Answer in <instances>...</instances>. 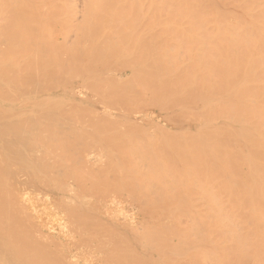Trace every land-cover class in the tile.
Wrapping results in <instances>:
<instances>
[{"label": "bare ground", "instance_id": "obj_1", "mask_svg": "<svg viewBox=\"0 0 264 264\" xmlns=\"http://www.w3.org/2000/svg\"><path fill=\"white\" fill-rule=\"evenodd\" d=\"M0 264H264V0H0Z\"/></svg>", "mask_w": 264, "mask_h": 264}, {"label": "rangeland", "instance_id": "obj_2", "mask_svg": "<svg viewBox=\"0 0 264 264\" xmlns=\"http://www.w3.org/2000/svg\"><path fill=\"white\" fill-rule=\"evenodd\" d=\"M78 4H79V3H78ZM149 113H150L149 115H152V111H149ZM58 117H59V116H58ZM51 118H53V116H52ZM51 118H50V117H49V118H47V117L45 118V117H44V118H43L44 120H42V117H39V118L36 119V120H38V121L40 120V121H39L40 123H38L36 120H33V122L36 121V123H38V125L40 124V127H42L41 122L45 123L46 120H47V122L50 124L51 121H48V120H51ZM55 118H56V117H55ZM60 118H61V117H60ZM62 118H63V117H62ZM62 118H61V119H62ZM79 118H80V117H79ZM86 118H87V117H86ZM88 118H90V117H88ZM135 118H136V116H135ZM139 118H140V117H139V115H138V120H135V119H134L133 122H134V123H139L140 125H144V122L142 121V119L140 118L141 120H139ZM64 119H65V118H64ZM66 119H67V118H66ZM69 119L72 120L71 118H69ZM73 119H74V118H73ZM75 119L78 120V118H75ZM75 119L72 120V121H73L72 123H74V122L76 121ZM90 119H91V118H90ZM90 119L87 120V119H85V117H84V118L81 117V122H80V121H77V123H74V124H73V125H74V128H73L71 125H69V126L71 127V128H70V127H68L67 124H66V126H65L64 128H62V129H66V127H67V128H69L71 131L73 130L72 135H73V134L75 135V132H76L77 130L75 131L74 129H75V128L77 129V126L79 127V129H81L82 126H83V123H86V120H87V122H88V121L90 122ZM92 119H93V118H92ZM56 120H57V119H56ZM56 120H54V122H55V123H54L55 126L57 127V125L60 123L61 125H59V126H60V127H61V126L63 127V125H62V123L64 124L63 119H62V121H63L62 123L60 122V119L58 120L59 122L56 121ZM79 120H80V119H79ZM83 120H84V121H83ZM94 120H96V121H94ZM44 121H45V122H44ZM66 121H67V120H66ZM93 121H94V123H95V122L98 121V119L95 118V119H93ZM93 121L91 120V124H92ZM115 121H116V120H115ZM115 121H114V122H115ZM121 121H122V120H121ZM121 121L118 122V120H117L116 123H114L113 121H110L109 123H110V124H111V123H113V124H119ZM125 121H127V120H125ZM151 121L154 122V125H155V123H156L157 125H161V124L166 125V124L169 122V121H167V120L156 119V118H155L154 120H151ZM30 122H31V121L29 120V123H30ZM47 122L45 123V124H47V125H46L47 127L43 124L44 126H43L42 128H44V130H40V132L42 131L43 133H45V132H44L45 130L48 131L47 129H49V125H48ZM56 122H57L58 124H56ZM67 122H68V121H67ZM78 122H80V125L78 124ZM89 122H88V125L90 124ZM102 122H103V121L101 120V123H102ZM106 122L108 123V121H106ZM123 122H124V121H122L120 124H123ZM29 123H27V126H28V127L30 128V130H32V132H33V130L35 129L34 127H36L37 124H36L34 127L31 126V127H32V129H31V127L29 126V125H30ZM31 123H32V122H31ZM65 123H66V122H65ZM94 123H93L92 126L95 125ZM104 123H105V122H103V124H104ZM109 123H108V125H110ZM124 123H126V122H124ZM32 124H33V123H32ZM68 124H71V122H68ZM75 124H78V125L75 126ZM105 124H106V123H105ZM64 125H65V124H64ZM86 125H87V124H86ZM99 125H100V121H98L97 126H96V125H95V126L98 127ZM106 125H107V124H106ZM53 126H54V125H53ZM53 126H50V127L52 128ZM55 126H54V128H55ZM80 126H81V127H80ZM90 126H91V125H90ZM92 126H91V128H92ZM28 127H27V128H28ZM37 127H39V126H37ZM37 127H36V128H37ZM40 127H39L38 129H40ZM45 127H46V128H45ZM88 127H89V126H86V127H85V130H84V128H82V129H83L84 131L87 132V131H89V128H90V127H89V128H88ZM96 127H93V128L95 129ZM100 127H101V125H100L99 128H98L99 130H101ZM109 127H110V126H107V130H106V131H109V130H108V129H110ZM51 128H50V129H51ZM86 128H87V129H86ZM91 128H90V129H91ZM93 128H92V129H93ZM102 128H103V129H106V127H105V128L102 127ZM50 129H49V130H50ZM59 129H60V128H59ZM62 129H61V130H62ZM92 129H91V130H92ZM112 129L114 130V128H111V130H112ZM115 129H116V127H115ZM117 129L120 130L119 128H117ZM61 130H59V131H61ZM91 130L89 131V133L92 132V134L90 133L91 135H93L94 133L96 134V131L94 132V130H93V131H91ZM111 130H110V131H111ZM118 130H117V132H119ZM123 130H125V129H122L120 132H122ZM34 131H35V130H34ZM50 131H51V130H50ZM50 131L48 132L49 134L51 133ZM52 131H53V130H52ZM54 131L56 132V131H58V130L54 129ZM54 131H53V132H54ZM62 131H64V130H62ZM66 131H67V130H66ZM66 131H65V132H66ZM68 131H69V130H68ZM71 131H70V132H71ZM102 131H103V130H102ZM102 131H101L100 133H102ZM32 132H30V133H32ZM55 132H54V133H55ZM65 132H64V133L61 132L62 135H63V134H64V135H66V134H67V135L70 134L69 132H66V134H65ZM78 132H79V135H77ZM93 132H94V133H93ZM97 132H98V131H97ZM103 132H104V131H103ZM111 132H112V131H111ZM113 132H115V131H113ZM124 132H125V131H124ZM124 132H123V133H124ZM129 132L131 133V131H129V130H128V132H126V133L129 134ZM30 133H28V134H30ZM48 133H47V134H48ZM58 133H59V132H58ZM80 133H82V132H81V131H77V133H76L77 136L75 137V140H74V141L72 140V138H73L74 135L72 136V138H69L68 136H65V143H68V141H70V140H71L72 142H75V143H80L81 140L83 141V139H82L83 136L81 137V134H80ZM105 133H106V132H105ZM105 133H104V134H105ZM107 133H108V132H107ZM107 133H106V134H107ZM28 134H27V136H29ZM45 134H46V133H45ZM45 134H44L43 136H45V138H46V140H47V137H46ZM55 134L57 135V133H55ZM59 134H60V133H59ZM83 134H84V133H83ZM83 134H82V135H83ZM114 134H115V135L113 136L114 138H112V140H111L112 142L114 141L113 139H115V140L117 141L116 138L118 137V135H119L120 133L117 134V133L115 132ZM127 134H126V135H127ZM31 135H32V134H31ZM41 135H42V134H41ZM41 135H36V137H37V138H40L39 136H41ZM53 135H54V134H53ZM62 135H61V136H62ZM86 135H87V134H86ZM96 135H97V134H96ZM98 135H99V134H98ZM101 135H103V133H102ZM110 135L112 136L113 134L110 133ZM131 135H132V134H131ZM33 136H34V134H33ZM33 136H32V138H33ZM43 136H41V137H43ZM51 136H52V133L50 134L49 138H51ZM54 136H55V135H54ZM70 136H71V135H70ZM78 136L81 138V140H78V139H77ZM87 136H88V139H87L86 141H83L82 143L87 142V141L90 140L89 138H91V136H90L89 134H88ZM89 136H90V137H89ZM99 136H100V135H99ZM99 136H97L98 138H97V137H94L93 140H95V139L97 138V141H98V139H99L98 142H100V141H101V140H100L101 138H99ZM104 136H105V135H104ZM115 136H117V137H115ZM122 136H124V135L122 134ZM127 136H128V135H127ZM127 136H126V139L129 138V137H127ZM58 137H60V136H57L56 139H58ZM62 137H63V139H64V136H62ZM67 137L69 138V140H67ZM92 137H93V136H92ZM101 137H102V136H101ZM119 137H120V135H119ZM124 137H125V136H124ZM131 137H132V136H131ZM12 138H13V137H12ZM28 138H30V137H28ZM32 138H30V139H32ZM43 138H44V137H43ZM60 138H61V137H60ZM102 138H105V139L107 138V139H108V134L106 135V137H102ZM109 138H110V136H109ZM40 139H41V138H40ZM85 139H86V137H85ZM110 139H111V138H110ZM120 139H121V138H119V140H120ZM123 139H124V138H123ZM130 139H131V138H130ZM13 140H14V139H13ZM15 140H16V139H15ZM15 140H14V141H15ZM48 140H49V139H48ZM48 140H47V141H48ZM58 140H59V139H58ZM58 140H56V141H58ZM76 140H78V141L76 142ZM108 140H109V139H108ZM34 141H36L35 138H34ZM40 141H43V140H40ZM49 141H50V140H49ZM51 141H52V139H51ZM53 141H54V139H53ZM56 141H55L54 143H56ZM62 141H63V140H62ZM103 141H104V140H103ZM116 141H115L114 144H117ZM121 141H122V139H121ZM16 142H17V141H16ZM30 142H31V140H30ZM36 142H37V141H36ZM58 142H59V141H58ZM58 142H57V143H58ZM92 142H95V141H91V142H89V143L91 144ZM112 142L110 143V142L107 141V143H110V144H112ZM34 143H35V142H34ZM49 143L53 144L52 142H49ZM61 143H62L63 145H61V144L59 145V143L57 144V145H59V146H63V148L59 147V148L62 149V150H59V149L57 150V149H56L58 152H60V151L63 152V149L66 150V148H65V147H67L66 145L72 146L73 148H74L73 145H76V144H72V143H71V145H70V143H69V144H66V145L64 146V143H63V142H61ZM82 143H80V144H82ZM13 144H15V143H13ZM36 144H37V143H36ZM80 144H78V145H80ZM87 144H88V142H87ZM87 144H86V146H85V143H84V144H83L84 147L81 145V148L78 146V147H79V148H78L79 150L75 147L78 151H77V150L75 151V148H74L73 150H74V152H76L74 155H73V150H69L71 147H67V148H69V149L67 150V151L69 152L68 154L70 155V153L72 152V155L74 156V158L72 157L73 160H72L71 157H69V155H67V152H66V151L63 152V155L69 157L68 159H70L71 161H75V160L78 161L79 158H77V157H81V156H79V155H83V154L85 155V154H86V155H85L86 157L89 155V157H87V160L89 161V162H87V165H86V162L84 161V162H85V166H86V168H88V169L91 168V169H90V170H91V174L93 173L92 175H94V177H96L97 174H98V178H100V177L102 178V180L99 182V181H97V180H99V179L96 177L97 180H95V181L99 182V184H98V183H97V185H96V183L94 184V185H96V187L94 186V187H95L94 190L92 189V188H94V187L91 188V190H93L94 192H95V190H96L95 193L97 194V197H96V195H95V197L98 199V193H97V192H98V188H99L98 185L100 186V184L102 183V181L104 182L105 179H106V181H107V180L110 181L112 177H111V178H107V177H108V174H107V175H106V174L100 175L99 173H96V170H97V172H100V171H101V169H99V170L97 169L96 166H98V165H95V164H98V162H99L98 159H96L97 162H96L95 164L92 163V160H95L94 157L97 156L96 154H98L99 157L102 156L101 154H103V153L105 154V152H104L105 150L102 149V147L98 146V145H100V144H103V142H100V144L97 143V142H95L94 144H96V146H93V148H92L93 143H92L91 145L89 144L90 146H88V147L90 148V151H91V149L94 150V147H95V148L97 149L96 151H98V152H94V151H91V152H90L89 149L87 148ZM97 144H98V145H97ZM57 145H56V146H57ZM30 146H31V143H30ZM49 146H50V148H49V147H48V148H49L51 151H53V153H54L56 150H54V149L51 147L50 144H49ZM13 147H14V146H13ZM15 147H16V146H15ZM19 147H20V149L23 148V147H21V146H19ZM28 147H29V145H28ZM85 147H86V148H85ZM97 147H98V148H97ZM110 147H113L112 149L115 150L116 152H118V148H116V149H117V150H116V149H115V146H111V145H110ZM24 148H27V146L25 145ZM24 148L22 149V150H24V152L21 150L23 153H25V150L28 149V148H27V149H24ZM51 148H52V149H51ZM54 148H55V146H54ZM82 148H84V150H83ZM100 148L103 150V152L101 151ZM85 149H86V150L88 149V152H89L88 154L84 152ZM99 149H100V150H99ZM109 149H110L109 152H111V151H112L111 148H109ZM14 150H15L14 152H15L16 154L19 152V151L16 152V151H17L16 148H14ZM46 150H48V149H46ZM81 150H82L83 152H82ZM27 151H28V150H27ZM29 151H30V150H29ZM29 151H28V152H29ZM48 151H49V150H48ZM48 151H47V152H48ZM51 151H50L49 154H51V157H52V156H53V155H52L53 153H52ZM57 151H56V154L60 155L59 153H57ZM70 151H71V152H70ZM115 151H114V152H111V153L113 154V155H112L113 158H114V156H116V157H117V156H118V157H121V156L118 155L117 153H116V155H115V154H114ZM119 151H120V150H119ZM86 152H87V151H86ZM12 153H13V152H12ZM78 153H80V154H78ZM82 153H83V154H82ZM95 153H96V154H95ZM25 154H26V153H25ZM27 154H28L27 158L30 157V156H29V153H27ZM47 154H48V153H47ZM47 154H45V155H47ZM54 154H55V153H54ZM61 154H62V153H61ZM90 154H91V155H90ZM94 154H95V155H94ZM104 154H103V155H104ZM18 155H20V154H18ZM30 155H31V154H30ZM72 155H70V156H72ZM76 155H77V156H76ZM84 155L82 156V157H83V160H86V158H85ZM92 155H94L93 158H92V159H89L90 156H92ZM105 155H106V154H105ZM12 156L14 157V156H16V155H12ZM31 156H32V155H31ZM65 156H64V157L62 156L61 160L66 159V160H64V162L68 163V164H67V167H68L69 162H67L68 159H67ZM98 156H97V157H98ZM108 156L111 157V156L107 153V155H106L105 158L107 159ZM23 157H24V156H23ZM32 157H33V156H32ZM44 157H45V156H44ZM46 157H50V156L47 155ZM57 157H59V156H56V155H55V158H56L55 161H56L57 159L60 158V157H59V158H57ZM97 157H96V158H97ZM99 157H98V158H99ZM103 157H104V156H103ZM103 157H102V158H103ZM118 157H117V158H118ZM25 158H26V156H25ZM63 158H64V159H63ZM76 158H77V159H76ZM84 158H85V159H84ZM113 158H112V159H113ZM13 159H15V157H14ZM29 159H30V158H29ZM52 159L54 160V158H52ZM52 159H50V160H52ZM99 159H100V158H99ZM110 159H111V158H110ZM119 159H120V158H119ZM44 160H45V159H44ZM46 160H48V158H46ZM46 160H45V161H46ZM50 160H49V162H51L50 165L53 164V162H54V165L56 164L55 161H50ZM70 160H69V161H70ZM87 160H86V161H87ZM90 160H91V161H90ZM101 160H103V161L105 162L104 159H101ZM101 160H100V161H101ZM108 160H109V158H108ZM114 160H115V158H114ZM31 161H32V160H31ZM33 161H34V160H33ZM71 161H70V163H71ZM77 161L75 162V165H76ZM80 161H82V160H80ZM80 161H78V162H80ZM110 161H111V160H110ZM117 161H118V160H117ZM119 161H120V160H119ZM119 161H118V162H119ZM56 162H59V161H56ZM101 162H102V161H101ZM101 162H100V163H101ZM111 162H112V161H111ZM31 163H32V162H31ZM44 163H45V162H44ZM46 163H48V161H46ZM88 163H90V164H88ZM91 163H92V164H91ZM100 163H99V164H100ZM102 163H103V162H102ZM106 163L108 164L109 161H108V162L106 161ZM106 163H105V164H106ZM115 163H116V162H115ZM48 164H49V163H48ZM78 164H79V163H78ZM81 164H82V163L80 162V165H81ZM83 164H84V163H83ZM56 165H60V162L57 163ZM56 165H55V166H56ZM71 165L74 166V164H72V163H71ZM48 166H49V165H47V167H48ZM62 166H63L62 168L59 167V166H56V167H53L52 169L55 170L56 168H58L57 170H59V168H61V170H63L64 167H65L66 165H65V166L62 165ZM72 166H70V167H72ZM83 166H84V165H81L80 167H83ZM87 166H89V167H87ZM90 166H91V167H90ZM16 167H18V168H16ZM16 167H15V169L12 168V169H14V170H12V174H13L14 172L16 173V170H17V175H16V176H17L18 178H21V176L23 175V173H22V171H20V168H19L18 165H16ZM74 167H75V166H74ZM93 167H94V169H95V173L92 172V170H94V169H92ZM95 167H96V168H95ZM45 168H46V167H44V170H45V171H43V174H44V172H46V170L49 171L48 168H47V169H45ZM68 168H69V167H68ZM72 168H73V167H72ZM76 168H77V165H76ZM76 168H74V171H75ZM82 169H84V167H83ZM68 170H69V169H68ZM72 170H73V169H72ZM72 170H71V171H72ZM77 170H79V169L77 168ZM77 170H76V171H77ZM80 170H81V169H80ZM84 170H86V172L83 171L82 173L84 174V172H85V174H86V173L88 174L87 169H84ZM51 171H52V170H50L49 172L51 173ZM63 171H64V170H63ZM63 171H61V172H63ZM81 171H82V170H81ZM88 171H89V170H88ZM102 171H103V170H102ZM53 172H54V171H53ZM53 172H52V173H53ZM55 172H56V170H55ZM61 172H57V173H59V177L61 176ZM79 172H80V171H77V173H79ZM89 172H90V171H89ZM105 172H107V171H105ZM15 173H14V174H15ZM21 173H22V174H21ZM46 173H48V172H46ZM46 173H45V176H49V175H50V174H49V175H48V174L46 175ZM67 173H69V172H67ZM67 173L65 174V171H64V174H63V175H67ZM73 173H74V172H72V174H70L71 177H72ZM82 173H81V174H82ZM102 173H103V172H102ZM102 173H101V174H102ZM107 173H108V172H107ZM14 174H13V179L15 178ZM20 174H21V175H20ZM74 174H76V173H74ZM83 174H82V176H83ZM85 174H84V175H85ZM87 174L85 175L86 178H84L85 181H86V183H87V179H88L87 176L89 175V174H88V175H87ZM57 175H58V174H57ZM104 175H106V176H104ZM54 176H55V175H54ZM54 176H53V177H54ZM75 176H77V175H75ZM75 176H74L73 178H74L76 181L78 180V182H79V179H78V178H82V177L80 176V174H78L77 177H75ZM89 176H90V175H89ZM99 176H100V177H99ZM102 176H104V178H105L104 180H103V177H102ZM110 176H111V175H110ZM17 177H16V178H17ZM51 177H52V174H51L49 177H47V178H51ZM61 177H62V176H61ZM71 177H70V178H71ZM94 177H93V178H94ZM22 178H23V177H22ZM67 178H68L69 180H68ZM67 178H65V179L63 178V181L67 179V181H66L67 185H70V183H68L69 181H70L71 183H73V181H71V179H73V178L70 179V178H69V174H68ZM89 178H90V180H91L92 176L89 177ZM96 178H94V179H96ZM113 178H114V177H113ZM113 178H112V179H113ZM61 179H62V178H61ZM74 179H73V180H74ZM84 179H83V181H84ZM109 179H110V180H109ZM114 179H116V178H114ZM14 180H15V179H14ZM14 180H12V181H14ZM19 180H20V179H19ZM19 180H17V181H19ZM88 180H89V179H88ZM92 180H93V179H92ZM92 180H91V181H88V182H89V185H91L90 183L93 182ZM15 181H16V180H15ZM20 181H21V180H20ZM20 181H19V182H20ZM76 181H74V182L76 183ZM81 181H82V179H81L80 182H79L80 185L83 183V182H81ZM111 181H112V180H111ZM111 181H110V183H112ZM114 181H115V180H114ZM117 181H118V180H117ZM60 182H61V180H60ZM17 183H18V182H17ZM63 183H65V182H63ZM63 183H62V184H63ZM66 183L64 184V185L66 186V187L64 186L65 188L68 187V186L66 185ZM75 183H73V185H76V186L79 185V184H77V183L75 184ZM108 183H109V182H108ZM108 183H107V185H106V184L104 185V186H105V187H103L104 189H103L102 186H101V188L103 189V190H102L103 192H104V190H106V189H105L106 187H107V189H108V185H109ZM83 184L85 185V183H83ZM83 184L81 185V187H83V188H82V189H83V194H82V195H83V196H90V195H91V196L94 198V195H92V193H91V194H88L89 192H87V193L85 192V191H88V190H84V189H87V188H84V185H83ZM18 185H19V183H18ZM71 185H72V184H71ZM73 185H72V186H73ZM80 185H79V186H80ZM87 185H88V184H87ZM89 185H88V186H89ZM92 185H93V184H92ZM92 185H91V186H92ZM88 186H87V187H88ZM109 186H112V184L109 185ZM20 187L22 188L23 186H21V184H20ZM69 187L71 188V186H69ZM69 187H68V188H69ZM81 187H79V188H81ZM85 187H86V185H85ZM76 188H77V187H76ZM79 188H78V189H79ZM88 188H89V187H88ZM101 188H100V189H101ZM78 189H77V191H78ZM66 190H67V189H66ZM89 190H90V188H89ZM80 191H81V190H80ZM102 191L99 190V192H102ZM109 191H110V190H109ZM37 192H38V191H37ZM37 192H36V193H37ZM71 192H72V191H70V193H69L70 195H72V194L74 193V192H72V194H71ZM91 192H92V191H91ZM94 192H93V193H94ZM103 192H102V195L105 194V192H104V193H103ZM106 192H107V191H106ZM110 192H111V191H110ZM32 193H33V191H32ZM36 193H35V194H36ZM38 193H39V194H38ZM38 193L36 194L37 196L35 195V197L40 198L39 201H41V202L43 201V203H45L46 200L48 201L50 197H52V196L54 197L55 195H57V193L53 195L52 191H48V192H46V193L43 194V195H42L41 192H38ZM48 193H49V194H48ZM50 193H51V194H50ZM78 193L81 194L82 191H81V193L78 191L77 194H78ZM84 193H86L87 195L84 194ZM107 193H108V192H107ZM47 194H48L50 197H49ZM113 194H115V193H113ZM113 194L110 193V194H108V195H111V196H112ZM124 194H126V193L124 192ZM45 195H46V197H44ZM99 195H101V194H99ZM122 195H123V194H122L121 192H119V196H122ZM32 196L34 197V193L32 194ZM47 196H48L49 198H48ZM113 196L116 198V203L114 202L115 205H114V203H112V205L110 206L111 203H108L107 205H108L110 208H109V207H108V208L106 207L107 210H110V212H111V210H114V211L111 212V215L116 214L115 211H119V215L124 216V217L127 216L126 214L129 215V214H130V208L127 207V206H125V205H120L121 202H120V200L117 199V197H119V196H117V197H116V195H113ZM123 196H124V195H123ZM123 196H122V197H123ZM125 196H126V195H125ZM53 197L50 198V199L52 200ZM55 197H57V196H55ZM101 197H102V196H101ZM105 197H107L106 194H105ZM105 197H104V199H105ZM114 197L111 198V199H109L110 197H107V199H108V200H113ZM122 197H121V198H122ZM45 198H46V199H45ZM121 198H119V199H121ZM107 199H106V200H107ZM55 200H56V198H55ZM55 200H54V201H53V200H52V201L49 200V202H51V203H48V202H47V204H48L49 206H52L53 203L55 202ZM118 201H119L120 203H119ZM117 203H118V204H117ZM47 204H46V205H47ZM122 204H123V203H122ZM48 205H47V206H48ZM105 206H106V203H105ZM113 206H114V207H113ZM112 207H113V208H112ZM115 207H116V208H115ZM116 209H117V210H116ZM120 212H121V213H120ZM46 214H47V213H46ZM46 214L44 213V216H46ZM47 215H48V214H47ZM49 215H50V216H49V219H47L46 221L44 220V222L47 223V225L50 224V222H51L50 220H53V219H50V218H54L55 215L57 216V215H59V213H58V214L56 213L54 216H52L53 214H51V213H50ZM59 216H60V215H59ZM57 218H59V217L57 216ZM120 220H121V217H120ZM122 220H124V218H123ZM122 220H121V221H122ZM47 221H50V222H47ZM53 221H54V220H53ZM53 221H52V222H53ZM52 222H51V223H52ZM50 225H51V227H53V226L55 225V223H54V225H52V224H50ZM50 225H49V226H50ZM49 226H48V229H49ZM52 229H53V228H50V229H49V233L53 235L54 232L52 231ZM54 229H55V232H57V230H56L55 227H54ZM50 230H51L53 233H51ZM55 234H57V233H55ZM55 234H54V235H55ZM57 235H58V234H57ZM17 241H18V240H17ZM15 242H16V241H15ZM16 243L19 244L18 242H16ZM16 243H15V244H16ZM15 244H14V248H15ZM17 244H16V245H17ZM19 245H20V244H19ZM19 245H17V246H19ZM19 248H21V247L19 246ZM21 249H22V248H21ZM15 250H16V249H14V253H16ZM17 251H18V248H17ZM19 251H20V250H19ZM22 251H23V249H22ZM20 252H21V251H20ZM20 252H19V253H20ZM88 253H89V252H88ZM95 253H96V252H95ZM93 255H94V254H93Z\"/></svg>", "mask_w": 264, "mask_h": 264}]
</instances>
